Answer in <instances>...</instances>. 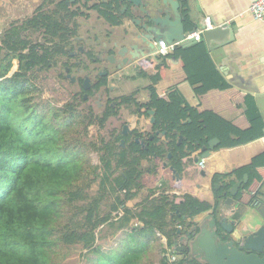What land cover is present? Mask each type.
Returning <instances> with one entry per match:
<instances>
[{
  "label": "trees",
  "instance_id": "obj_1",
  "mask_svg": "<svg viewBox=\"0 0 264 264\" xmlns=\"http://www.w3.org/2000/svg\"><path fill=\"white\" fill-rule=\"evenodd\" d=\"M46 3L49 9L43 10L41 5L25 20L10 23L0 35V264H54V249L60 245H81L87 252L97 251L96 230L115 223L128 231L124 246L100 253L95 261L152 264L147 256L153 236L159 233L166 239V247L157 264H184L180 258L170 261L167 255L170 251L176 254V230L178 226L188 228L193 223L191 218L207 210L210 203L189 193L177 202L175 196L163 192L153 196V189L133 208L125 203L145 187L144 171L155 174L154 156L170 152L172 165L181 171L182 159L213 137L220 140L218 147H233L262 137L264 123L252 97H244L248 126L240 128L211 111L189 106L176 87H170L164 97L158 95L154 85L166 75L172 57L179 59L196 94L228 87L200 39L158 54L155 60L141 61L138 75L150 80L151 94L148 102L140 106L145 112L154 110L150 133L165 131L169 139L166 146L157 143L158 135L148 139L150 133L137 130L123 135L116 128L109 134H97L95 142L89 140V127L105 128L108 118L119 114L120 105L135 102L134 93L120 96L115 106L99 112L89 105L79 109L82 102L78 96L70 97L62 107L46 111L38 107L37 101L32 102L37 88L31 77L36 67L47 66L53 58L68 53L69 38L76 35L75 19L80 14L74 4L66 5L64 0ZM110 19L115 23L113 16ZM35 33L42 36L39 43H32L31 35ZM14 59L17 67L10 72ZM105 82L103 79L101 83ZM75 126L77 138L69 135ZM132 135L144 137L148 148L135 142ZM90 153L97 155V164L91 161ZM146 158L148 165L143 168L140 162ZM245 173L246 191L257 181L264 183V150L229 174L237 181ZM225 177L219 173L213 176V185L220 183L219 188L213 187L216 200L232 185L231 180L224 184ZM95 181L96 192L90 194ZM263 195L264 190H256L250 203ZM175 210L179 215H171ZM130 221L137 224L126 226ZM93 260L89 258L88 264Z\"/></svg>",
  "mask_w": 264,
  "mask_h": 264
},
{
  "label": "crops",
  "instance_id": "obj_2",
  "mask_svg": "<svg viewBox=\"0 0 264 264\" xmlns=\"http://www.w3.org/2000/svg\"><path fill=\"white\" fill-rule=\"evenodd\" d=\"M253 1L178 0L183 23L185 27H191L188 29L196 30L202 27L204 19L209 17L212 22L216 24L226 23L233 30L234 38L232 40L223 45H215L214 42H211L212 48L209 49L207 47L213 64L228 87L226 89L211 88L198 95L195 92L194 85L190 84L189 86L187 84L188 80L179 59L172 61L170 58L166 75L154 85L158 95L164 97L170 87H176L189 106L196 108L198 111H211L234 125L245 128L248 126V120L244 113V97L248 94L252 97L254 108L264 123V24L253 19L249 12V6ZM112 2L110 1L108 4H104L100 0H86L85 2L78 0L75 2L73 8L79 9L78 11L80 12L75 19L77 23L76 31L79 28V16L82 17L80 23L84 32H86L85 36L95 35L102 31L106 33L116 31L118 29L117 24L110 21L107 22L100 12H106L102 8L108 9ZM119 5L123 4L117 3L116 7ZM116 7L112 12L116 13ZM184 11L185 14H183ZM92 49L94 51L96 49L101 50V46L98 44L95 48L92 46ZM114 75L110 84L112 86L111 95L119 98L120 96L134 93L133 97L135 99V102L129 106L124 104L119 106V114L114 117L121 123L119 129H122L124 123H128L131 130L149 134L152 126L150 115L140 105L148 102L150 98V94H148L150 92L148 89L150 80L147 77L138 75V72L133 70L122 74L118 73L116 79ZM153 135H155L154 132ZM157 137V143L163 146L167 145L169 140H167L168 137L165 134H159ZM218 145L208 157L200 158L198 162H191L188 159L189 156L197 152L194 150L193 153L182 159L181 171H177L174 168L170 161L171 157L167 156L168 152L162 153L159 157L154 156L152 160L156 165L155 174H151L149 170L144 171L142 182L145 187L141 189L137 197L128 200L125 205L133 208L147 195L150 189H153V196L163 192L175 196V201L178 202L183 194L189 193L200 200L208 201L211 206L216 200L213 191V176L217 173L223 174L227 176L224 179V184L230 180L234 183V175L229 174L233 171L232 169L247 164L254 155L264 150V131L262 137L244 144L233 147H218ZM164 161L166 166H163ZM201 161L203 162L202 166L200 165ZM147 162V158L143 159L140 165L146 168ZM170 166L173 167L178 175L170 169ZM224 172H228V174H224ZM175 182H179V185L174 184ZM256 190H264L262 181H257L249 190H244L246 192L242 194L241 200L248 205H253L250 200ZM172 214L174 213L171 212ZM193 217L191 218L192 222ZM156 235L158 236L157 244H152L153 249L149 251V253L154 254L155 260L151 257L149 259L152 264H157L159 258L163 255L162 249L166 247V239L159 233H156ZM178 258L181 259L179 255Z\"/></svg>",
  "mask_w": 264,
  "mask_h": 264
},
{
  "label": "water",
  "instance_id": "obj_3",
  "mask_svg": "<svg viewBox=\"0 0 264 264\" xmlns=\"http://www.w3.org/2000/svg\"><path fill=\"white\" fill-rule=\"evenodd\" d=\"M110 1L113 0H100L104 4ZM117 3L123 4V11L107 13L114 10ZM179 6L178 0H116L108 9L102 8L107 13L105 20L112 22L110 17L113 16L118 27L116 31L104 34L97 42L101 46L100 53L106 54L107 60L113 65L115 77L129 70L139 72L142 60H155L158 54L163 53L160 51V42L164 46L186 47L198 41L184 40L185 35L194 29L185 27ZM219 24L202 32L201 37L209 49L212 48L211 42L223 45L234 38L233 30L226 23ZM172 61H175L174 57ZM99 74L105 75L106 72ZM89 80L88 76L84 78L83 89L90 87ZM187 84L190 86L188 81ZM147 114L153 124L154 110L148 109ZM121 131L123 135L132 132L128 123L122 125ZM154 134L164 135L165 131L156 130ZM152 137L153 134H150L149 139ZM181 138L182 135H179L178 143ZM134 141L148 148L144 138L135 136ZM219 143L216 137L209 139L206 145L188 157L189 161L198 162L200 158L208 157ZM120 144L124 146V139L120 140ZM167 156L171 157V153L168 152ZM163 166H166L165 161ZM170 169L175 172L172 166ZM247 180L248 175L245 173L229 189L224 190L209 209L194 216L190 227L176 230L173 247L184 264H264V195L256 205L244 203L241 199L246 192L244 185ZM213 187L219 188L220 184H214ZM173 213L179 215L176 210Z\"/></svg>",
  "mask_w": 264,
  "mask_h": 264
},
{
  "label": "rangeland",
  "instance_id": "obj_4",
  "mask_svg": "<svg viewBox=\"0 0 264 264\" xmlns=\"http://www.w3.org/2000/svg\"><path fill=\"white\" fill-rule=\"evenodd\" d=\"M43 0H0V35L3 31L9 27L10 23L25 20V18L30 17L38 4H40ZM33 11V12H32ZM79 28L76 31V35H80L85 37V33L83 27L81 26L80 20L82 17L79 16ZM75 35V36H76ZM42 38L41 34L31 35L32 43H39L38 41ZM84 41V40H82ZM77 42V41H74ZM40 43H42L40 41ZM88 43V42H87ZM80 43H72L70 41V46L72 49L74 45H79ZM88 47L92 49V46L88 44ZM94 51V50H93ZM67 56H64L66 59ZM53 58L52 65L49 68H45L42 72H38L33 74L31 77L33 86L37 88L34 91L33 96L31 97L32 102L37 101L38 107L42 111H46L47 109H55L58 107H62L69 99L70 95L78 90V85L76 82L70 83L67 78L63 77V67L59 65V62ZM69 61V60H68ZM71 61V60H70ZM87 66L92 68V72L90 73V77L94 76V68L96 64L89 62L88 60H84ZM17 61L14 59L12 61V67L10 72L16 70ZM83 67V66H82ZM88 72L86 70H80L77 73L78 77H83ZM46 77V79H42V77ZM72 92V93H71ZM102 101V99H101ZM91 106L94 112H99L101 109L96 108L94 101L92 98L86 99L85 102L81 103L78 108L84 109L86 106ZM121 123L117 121L114 117H109L105 128L98 130L96 125L89 127V140L95 142L94 137L97 134H106V131L110 128H117L119 129ZM78 126H75L69 135L73 138H77ZM80 139L84 140L85 138L80 137ZM90 158L93 164L98 163V157L95 153H90ZM97 189V181L92 184V188L89 191L90 194L96 192ZM135 221H130L126 226L132 225ZM125 226L121 227L118 223H115L114 226L104 225L96 230V235H98V239L95 241L94 246H96L97 251L87 252V249L81 247V245H73V246H64L60 245L55 247L54 254H53V263L54 264H88L89 258L94 259L90 264H101L102 260L95 261V258L99 256L100 253L103 252H110L112 250H117L124 246L126 240V232L123 230ZM158 241V236L154 235L153 240L151 241L150 249L152 250V244L156 245ZM123 245V246H122ZM150 257L154 259L153 253H148L147 259L149 260ZM145 260V257H144Z\"/></svg>",
  "mask_w": 264,
  "mask_h": 264
},
{
  "label": "flooded vegetation",
  "instance_id": "obj_5",
  "mask_svg": "<svg viewBox=\"0 0 264 264\" xmlns=\"http://www.w3.org/2000/svg\"><path fill=\"white\" fill-rule=\"evenodd\" d=\"M47 0H43L40 4L44 5L42 7L43 10L49 9L50 5L46 3ZM78 0H64L66 5H71L75 4ZM46 3V4H45ZM40 6L36 8L34 12H36ZM115 10V9H114ZM123 11L122 5H119L116 7V13H120ZM112 12L108 11L107 13ZM26 19V18H25ZM106 34L105 31H102L101 33H97L95 35H88L85 37H82L80 35H74L69 38V42L72 40V43H80L79 45H74V48L72 49L71 46H67V51L68 53L66 55H61L58 57H55L56 62H59V65L63 67V77L67 78L70 83L76 82L78 85V90L75 92H71L72 96H78L80 97L79 100L83 103L86 101L88 98H92V100L95 103L96 108L105 110L108 107L115 106L119 101L117 97H113L111 95L112 92V86L108 85L109 83H112L113 75L114 73V68L113 65L109 63L107 60V55L106 54H101L100 50L96 49L95 51H91V48L88 47V44L93 46L94 48L96 45H98V40H101L102 37ZM84 40V41H82ZM77 41V42H74ZM88 42V43H87ZM64 56H67L66 59ZM69 60V61H68ZM71 60V61H70ZM84 60H88L89 62L96 64L94 68V76L90 77V73L92 72V68L88 67L86 62ZM141 64V63H140ZM52 62L50 61L47 66L40 65L36 67V73L42 72L45 68L51 67ZM83 66V67H82ZM141 68V67H140ZM86 70L88 73L84 75L83 77H78L77 73L79 71ZM100 72H106L105 75H100ZM88 76L89 77V82H90V87L88 89H83L82 88V82L84 78ZM118 77V76H117ZM117 77H114L115 79ZM44 78V76L42 77ZM105 79V83H101ZM120 79V78H119ZM102 99V101H101ZM112 128L108 129L106 131V134H109L110 130ZM145 140V138H144Z\"/></svg>",
  "mask_w": 264,
  "mask_h": 264
},
{
  "label": "built area",
  "instance_id": "obj_6",
  "mask_svg": "<svg viewBox=\"0 0 264 264\" xmlns=\"http://www.w3.org/2000/svg\"><path fill=\"white\" fill-rule=\"evenodd\" d=\"M249 12L253 19L258 20L264 24V0H254L249 6ZM219 25L221 24H214L209 17H206L204 19L203 26L192 32L187 33L184 37V40H188V39L199 40L204 30L212 29ZM160 45H161L160 51L163 52L162 54L169 53L174 48L173 45L164 46L162 42H160ZM202 164L203 162L201 161L200 165L202 166ZM257 203H258V200H254L252 204L256 205ZM178 228H180V226ZM167 255L169 256L170 261L177 260L178 255L173 253L172 251H170V253H168Z\"/></svg>",
  "mask_w": 264,
  "mask_h": 264
}]
</instances>
